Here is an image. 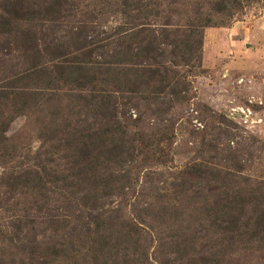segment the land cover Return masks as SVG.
Listing matches in <instances>:
<instances>
[{"label":"rangeland","instance_id":"rangeland-1","mask_svg":"<svg viewBox=\"0 0 264 264\" xmlns=\"http://www.w3.org/2000/svg\"><path fill=\"white\" fill-rule=\"evenodd\" d=\"M16 1L19 24L1 19L7 7L11 16L13 0L0 4V86L37 68L40 74L31 72L18 84L42 103L38 112L28 110L9 121L0 176L39 155L50 158L58 178L64 177L74 170L62 156L100 140L103 155L116 154L107 166L121 177L105 189L112 194L103 198L108 203L102 211L120 205L126 222L135 224L129 222L134 212L142 218L143 211H167L154 220L145 215L137 234L130 235L131 247L115 251L107 264H264V0H238L226 17L213 15L216 0ZM204 14L222 23L191 28L189 22ZM139 29L173 41L160 48L155 61L144 60L139 48L126 46ZM187 36L194 46L190 53ZM77 67L86 71L85 89L67 83L80 75ZM65 69L63 81L58 78L59 97L39 85L37 78L43 84ZM96 94L112 100L108 114L114 118L98 112ZM67 141L71 150H64ZM215 187L240 190L247 199L235 203V196L223 229L204 215L207 207L216 208L220 193L207 191ZM36 196L28 187L8 192L0 185V264L33 258L20 253L29 232H39L37 242L55 238L33 221ZM46 196L48 206L56 204L55 192ZM16 226L21 241L7 240ZM77 233L70 238L76 250H64L48 264H90L91 241L82 237L83 230Z\"/></svg>","mask_w":264,"mask_h":264},{"label":"trees","instance_id":"trees-1","mask_svg":"<svg viewBox=\"0 0 264 264\" xmlns=\"http://www.w3.org/2000/svg\"><path fill=\"white\" fill-rule=\"evenodd\" d=\"M6 1L7 0H2L0 4L7 5ZM14 1L15 0H13V2L9 4H13L10 7V13L12 17L7 15L9 11L8 7L5 10L6 17H1L2 20H5L6 25L9 24L10 19L11 22L19 24L20 18H18V14L20 12L17 9L18 6L13 8L15 6ZM237 1L238 0H216L214 3L215 8L213 12L216 14L213 15H219L222 17L232 15V9L236 8ZM16 2L20 3L19 0H17ZM19 8H21V5H19ZM213 15L207 16L206 14H204L189 22V25L193 29H201L205 26L222 23L213 21ZM9 29L12 30V28ZM14 30L18 31L17 29ZM143 33L144 35H139ZM130 35L131 36L128 38L126 46L130 48H139L140 51L136 52L144 60L152 57L154 59L153 61H155L156 57H160L162 55L160 52V48L167 47V42L173 41L170 39L166 41V35L161 34V32L157 33V31H154L152 29H139L136 33H131ZM27 38L28 37L25 35V39ZM185 43L188 45L187 51L189 53L192 52L194 50V46H191V43H189L188 36L186 37ZM29 44V48H32V43ZM60 68H62V66H60ZM67 68H70V66H68ZM77 68L81 70L80 75L78 74L77 77H71L67 75V77H71L67 81V83L75 81L77 82L75 85L77 88L85 89V86L88 84L85 82L86 71L83 70L84 67ZM31 70L32 73H39V71H37V68L32 67ZM66 71L67 69L61 72L56 71L55 74L58 73L60 75H57L56 79H54L55 76L51 75L49 78L50 80H45L43 84L42 81L37 78V80L39 81V85L45 90H51L55 92L53 96L57 95V97H59L58 95L62 94H59L57 92V90L61 88L57 84L59 81L58 78L63 81L64 73L67 74ZM31 72H28L25 75H17L11 80L4 82V84L0 86V163H3L4 155L7 153V139L3 136V133L7 130L9 121L20 114L28 112V110L32 113L38 112L36 107L40 106V103H42L34 97V92H27L24 90L28 88L25 86V84H18V82L21 81L22 78H27L29 74H31ZM87 75L89 83L95 81L91 73ZM110 78L111 77H109L108 79ZM162 78H164V76ZM115 79L112 78L111 80L114 87L117 88L119 86V82L117 84ZM47 84L50 87H44V85ZM132 87L134 86L129 85L127 88L128 91H130ZM93 96H99V106H95L98 109V112L100 114H103L106 117V120L112 119V116L114 118L115 114H108L110 110L114 109L111 107L112 100L108 98L107 95L96 94ZM30 103L32 104V106H29ZM45 108L51 109V106ZM8 113L11 114V118H7ZM113 123L117 124L118 129V123H116L115 120H113ZM109 131H111V128L107 131V133H109ZM62 133H65V131H62ZM50 140L51 137H48L46 138V141H43L46 143ZM89 143L90 144L84 146V143L80 142L81 147L84 146L83 148H76L75 146L76 151H69V155L64 154L62 156L64 157V161L70 164V166L67 168L74 170L73 172H69V175H64V177L58 178L57 173L59 172L56 171L55 168H52L50 166L52 164L50 158H40L39 155L32 157L27 162H23V164H19L17 168L10 169L6 172L4 171L0 176L2 178V182L0 183V185L2 187H5L8 192L15 190L18 187H28L31 188L35 194H37V198H33L34 204L32 208L35 211L36 217V219H33V221L37 220L38 222L44 224V228L51 232V236L55 237L44 242H37L36 235L39 232L36 231H32V233L29 232L30 235L28 237H23L24 242L20 244V253L28 254L29 256L33 255V258L31 259L36 261L37 264L52 263L53 261H55L54 257L58 256L64 250H76L74 248L76 247L73 243L74 240H70V238L73 233L78 235L77 232H79L80 230H83L86 233L85 236L82 234V237L85 239L89 238L91 241V245L87 247V249L91 251L90 264H107L106 259L115 251H122L131 247L134 241L131 240L130 235L137 234L139 230V226L137 224L143 223L142 219L145 215L146 217L152 218V220H154L157 217H164L167 213V211H165L163 207H160L158 209L160 212L156 213H154L153 211H150V213L143 211L142 218L140 216V212H134V216L131 221L129 219V222L138 221V223L135 224L126 222V215L122 213V208L120 207V205H117L108 213L102 211L103 207L107 205L106 203H108L103 200V198L105 197L108 199V197L112 194V190L105 189L107 187L112 188L121 178L118 177V171L115 168L110 169L107 166L114 163V158H116L117 156L114 153H106V155H103L101 152L102 147L99 146L102 143V141L100 140L95 143L94 140H90ZM75 144H79L78 141L75 142ZM49 146L52 148V145ZM120 147H123L122 139L120 140ZM89 148L95 150L96 152L90 150ZM65 149L71 150L68 141L64 150ZM198 172L200 174L197 173V177H202L201 175H203L204 172L202 171L203 174L201 171ZM113 173L116 174L114 175ZM62 178V183L58 186H55L54 184ZM97 179L99 180V182H97ZM214 190H217L218 193H220L214 202L216 208L214 206H211V208L207 207L204 211V215L207 217V219H213V221H216L217 226L223 229L221 223L222 221H225L223 220V218L226 216L228 210L232 208L235 196H239V198L237 199L238 202L235 203H246L247 199L241 197L242 193L240 190L232 191V188L230 187H228L227 190H222L220 187H215L207 191L211 194ZM53 192L58 195L57 198H53V200L56 201V204L48 206V196L46 195L47 193ZM35 200H39V202ZM121 203H123V201ZM191 203H194V200H192V198ZM261 208H263V206ZM98 210L102 212L99 213ZM226 223H228V221H226ZM13 229L14 236H7V240L11 241L14 239L18 242L21 241V238L18 237V232L21 231L19 229V226H16ZM31 230H34L32 226ZM15 231H17V233ZM80 237H78V239H81ZM9 243L12 244L13 247H16L15 244L11 242ZM76 244L81 247L80 241L76 242ZM31 259L27 263H25L24 260L20 258L17 263L33 264L34 262H31Z\"/></svg>","mask_w":264,"mask_h":264},{"label":"built area","instance_id":"built-area-1","mask_svg":"<svg viewBox=\"0 0 264 264\" xmlns=\"http://www.w3.org/2000/svg\"><path fill=\"white\" fill-rule=\"evenodd\" d=\"M246 120V119H245Z\"/></svg>","mask_w":264,"mask_h":264}]
</instances>
